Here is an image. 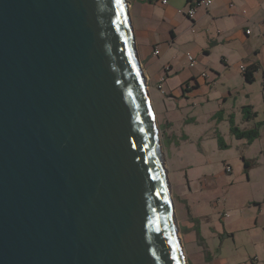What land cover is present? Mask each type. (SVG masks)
<instances>
[{
    "label": "water",
    "instance_id": "water-1",
    "mask_svg": "<svg viewBox=\"0 0 264 264\" xmlns=\"http://www.w3.org/2000/svg\"><path fill=\"white\" fill-rule=\"evenodd\" d=\"M127 0H0V264H184Z\"/></svg>",
    "mask_w": 264,
    "mask_h": 264
},
{
    "label": "rangeland",
    "instance_id": "rangeland-1",
    "mask_svg": "<svg viewBox=\"0 0 264 264\" xmlns=\"http://www.w3.org/2000/svg\"><path fill=\"white\" fill-rule=\"evenodd\" d=\"M262 49L264 65V46ZM219 62L214 64L222 73L221 81L203 101L192 99L182 109H170V128L161 127L165 113L158 108L165 100L163 92L156 84L149 91L168 171L177 235L184 264H189L186 225L191 212L199 217L202 234L220 264H252L256 257L264 264V67L255 81L242 89L241 69H227ZM160 71L157 63L150 70L154 75ZM228 84L239 93L227 95L224 102ZM245 105L252 106L256 113L253 118L244 117ZM221 107L225 112L212 119ZM229 118L240 129L252 128L258 122L259 137L252 142L236 138ZM217 135L223 138L224 149L219 148ZM243 158L255 164L247 169ZM228 166L231 171L226 170ZM225 223L227 231L222 227ZM191 236H195L194 231Z\"/></svg>",
    "mask_w": 264,
    "mask_h": 264
},
{
    "label": "crops",
    "instance_id": "crops-1",
    "mask_svg": "<svg viewBox=\"0 0 264 264\" xmlns=\"http://www.w3.org/2000/svg\"><path fill=\"white\" fill-rule=\"evenodd\" d=\"M127 3L136 49L150 93L154 84L158 86L161 75L168 74L164 83L165 100L158 108L165 113L161 127L170 128L172 125L167 116L170 109H182L192 99L203 101L204 95H210L214 84L222 77L214 64L217 61L227 69L234 66L240 70L241 64L247 67L258 65L255 76L263 70L264 0H214L210 7L200 6L194 19L183 13L192 6L190 0H168L167 4L161 0H127ZM156 48L160 50L158 56L153 54ZM187 53L195 56L193 66ZM155 63L161 68L157 75L150 72ZM166 67L170 69L166 70ZM204 72L206 77L202 75ZM241 73V82H245L241 84L243 89L250 82L242 70ZM173 80L176 82L173 83ZM188 83L193 88L185 89ZM227 89L228 94L222 96L224 102L228 99L227 95L239 93L230 84ZM224 112L221 107L212 119ZM188 218L186 241L189 245V264H220L202 234L199 217L188 212ZM222 227L227 231L226 223ZM193 231L195 236H191ZM232 236L236 242V236L233 233ZM251 260L252 264L260 262L257 257Z\"/></svg>",
    "mask_w": 264,
    "mask_h": 264
},
{
    "label": "trees",
    "instance_id": "trees-1",
    "mask_svg": "<svg viewBox=\"0 0 264 264\" xmlns=\"http://www.w3.org/2000/svg\"><path fill=\"white\" fill-rule=\"evenodd\" d=\"M258 69V65L254 66H248L245 71H243L244 76L246 80L250 83L255 81V72ZM193 88V87H192ZM252 106L251 105H246L243 107V112H244V117L247 119L253 118L256 113L252 111ZM231 123V131L233 134L238 138V139H247L248 142H252L254 139L259 137V123L255 122V125L253 128L250 129H240L238 126H236L233 122V120H230ZM219 144L221 148H224L225 143L222 137H219ZM244 159L245 162V167L248 169L252 167L253 164H255L254 161L249 160V159Z\"/></svg>",
    "mask_w": 264,
    "mask_h": 264
},
{
    "label": "built area",
    "instance_id": "built-area-1",
    "mask_svg": "<svg viewBox=\"0 0 264 264\" xmlns=\"http://www.w3.org/2000/svg\"><path fill=\"white\" fill-rule=\"evenodd\" d=\"M214 0H190V2L192 3V6L189 7V9L186 11V12H183L182 10H180V12H183L187 17H189L190 19H194L195 16H196V13H197V9L200 7V6H205V7H210L212 5ZM161 2L163 4H167L168 3V0H161ZM154 55L158 56L160 54V50L159 48H156L153 52ZM187 58L188 60L190 61V65L193 66L196 62V59H195V56L191 53H187ZM247 68V66L245 64H241L240 65V69L242 71H245ZM170 68L169 67H166V70H169ZM203 76H207V73L204 72L202 74ZM167 76L168 74H163L161 75L160 77V80H159V84H158V88L163 92L165 93V88H164V83L167 79ZM191 85L188 83V84H185L184 88L185 89H191ZM227 171H231V167L228 166Z\"/></svg>",
    "mask_w": 264,
    "mask_h": 264
}]
</instances>
